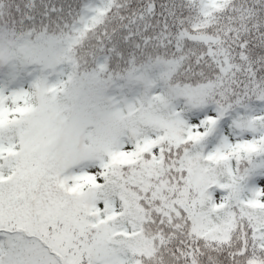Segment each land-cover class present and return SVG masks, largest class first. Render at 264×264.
Wrapping results in <instances>:
<instances>
[{
	"label": "snow or ice",
	"instance_id": "6c2138e0",
	"mask_svg": "<svg viewBox=\"0 0 264 264\" xmlns=\"http://www.w3.org/2000/svg\"><path fill=\"white\" fill-rule=\"evenodd\" d=\"M0 264H264V0H0Z\"/></svg>",
	"mask_w": 264,
	"mask_h": 264
}]
</instances>
